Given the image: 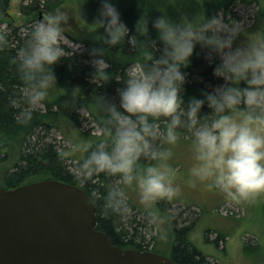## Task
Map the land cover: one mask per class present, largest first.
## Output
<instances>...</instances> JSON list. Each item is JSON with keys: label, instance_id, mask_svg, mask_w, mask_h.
<instances>
[{"label": "clouds", "instance_id": "1", "mask_svg": "<svg viewBox=\"0 0 264 264\" xmlns=\"http://www.w3.org/2000/svg\"><path fill=\"white\" fill-rule=\"evenodd\" d=\"M185 2L168 0L163 10H155L158 14L149 15L144 0H138L142 12L133 30L122 19L117 0H98L90 24L98 26L102 44L88 49L89 79L109 78L104 46L127 41L147 57L141 71L120 79L115 96L96 95L103 136L75 145L83 153L77 165L81 177L103 174L119 181L103 194L108 211L126 212V190L132 189L147 215L158 219L156 202L180 191L174 154L184 140L189 141L188 183L218 190L233 201L264 195V27L244 36L240 22L215 12L199 15ZM68 18L58 9L34 21L17 50L26 100L15 114L20 124L28 123L33 109L58 88L54 69L66 55L62 41ZM198 47L221 82L205 83L199 96L186 99L187 69Z\"/></svg>", "mask_w": 264, "mask_h": 264}, {"label": "trees", "instance_id": "2", "mask_svg": "<svg viewBox=\"0 0 264 264\" xmlns=\"http://www.w3.org/2000/svg\"><path fill=\"white\" fill-rule=\"evenodd\" d=\"M70 0H32L28 4L20 6L22 15H31L41 12L47 16L50 12L60 9ZM257 0H216L210 13L223 11L226 16H233L234 9L243 2ZM92 11L97 14L98 0H87ZM168 0H144L143 10L145 14L156 15L155 10H163ZM117 7L122 19L134 30L136 20L141 15L142 9L138 6V0H117ZM172 11V9H169ZM264 17V7L261 9ZM262 17V18H263ZM150 27V35L154 38L156 33ZM8 32L4 33L3 41H0V161L5 160L9 152L16 158V162L10 172L3 177V185L6 188H15L34 181L54 179L75 185L84 190L93 200L97 214V228L105 232L114 245L122 249H136L155 253L159 245V230L155 220L146 213L139 212L128 199V210L124 213L111 212L105 209L103 194L112 184H118L115 177L103 174H90L81 177L77 165L80 160L74 159L67 163L63 149L58 146L55 133L58 132L69 142H74L73 133L81 141L89 139L96 141L103 136L102 117L94 103L98 93L115 96L116 89L120 86V79L137 67L142 70V64L147 57L142 49L136 48L127 41L119 47L104 46L105 58L108 60L109 78L105 80H90L91 65L88 63V49L96 44H102L98 32L86 42L85 48L73 50L66 45L65 58L55 66L58 90L54 97L42 103L44 108L33 109V116L26 124H20L16 120V112L26 105L23 95V81L17 71V50L22 47L28 36V29L21 30L18 27L8 25ZM73 41L80 42L78 39ZM197 54L192 57V64L187 69L189 83L186 85V99L188 95L199 96V90L205 83L216 85L221 81L213 76L212 66L203 58L199 47ZM202 80H195V76ZM79 86V89H74ZM93 124L91 129H85L84 123ZM68 126V132L62 130V126ZM95 130L93 134L92 131ZM52 137L51 140H48ZM185 141V140H184ZM72 142V143H73ZM74 144V143H73ZM166 209L165 223L168 229L176 234L172 245L171 259L177 264H213L198 250L186 234L193 222L189 217L179 221L181 212ZM174 211V210H173ZM144 214V216L142 215ZM141 215V216H140ZM194 217V216H193ZM143 218V220H142ZM151 220V221H150ZM152 222L156 235L151 237L156 242L153 248H149V241L140 231ZM222 235L217 236L218 243ZM170 245V246H171Z\"/></svg>", "mask_w": 264, "mask_h": 264}, {"label": "rangeland", "instance_id": "3", "mask_svg": "<svg viewBox=\"0 0 264 264\" xmlns=\"http://www.w3.org/2000/svg\"><path fill=\"white\" fill-rule=\"evenodd\" d=\"M32 0H0V36L8 32V25L18 27L21 30L30 28L34 21L44 18L39 12L31 15H22L20 6L28 4ZM216 0H186L185 7L199 15L210 13L211 7ZM84 0H70L65 3L60 10L68 13V22L64 27V38L62 45L73 50H83L84 42L97 34L98 26L92 25L96 14L91 6ZM264 7V0L257 2H243L234 9V15L226 16L223 11L217 12L225 19L238 21L242 25L243 35L258 28L264 27V17L261 9ZM82 9V12H81ZM263 17V18H262ZM78 39L80 42L73 41ZM132 72H139L137 67L131 69ZM56 90H52L48 99L54 97ZM38 107L44 108L43 104ZM62 126V130L68 132V126ZM85 129H91L93 124L86 121L83 125ZM95 133V130L92 131ZM57 144L63 153L67 163L71 164L74 159L81 160L83 153L79 152L75 145L80 142L76 134L73 133L74 144L67 141L60 133L56 132ZM49 137L48 140H51ZM188 140L178 145L175 149L174 164L177 167V180L180 183V191L173 199H162L156 202L155 209L158 210L159 218L155 220L159 230V245L155 249L164 257H171L172 245L169 241L176 238V234L171 232L165 223L166 209L172 212H181L179 221L189 217V222H193L191 228L186 233L195 247L204 254L213 264H264V195L252 201H233L215 189H209L202 184H190L184 179V169L187 167L189 159ZM16 158L9 152L5 160L0 161V186L3 185V177L10 172ZM128 200L132 202L139 212L146 213L147 210L138 201L137 194L132 189H127ZM144 214L142 216H144ZM140 215V216H141ZM145 217V216H144ZM143 220V218H142ZM151 221V220H150ZM152 222L140 231L149 241V248L155 246L151 237L158 231ZM158 233V232H157ZM222 235L218 243H215L217 236ZM171 245V246H170Z\"/></svg>", "mask_w": 264, "mask_h": 264}, {"label": "water", "instance_id": "4", "mask_svg": "<svg viewBox=\"0 0 264 264\" xmlns=\"http://www.w3.org/2000/svg\"><path fill=\"white\" fill-rule=\"evenodd\" d=\"M0 264L177 263L158 253L114 245L97 228L96 207L84 190L44 179L0 186Z\"/></svg>", "mask_w": 264, "mask_h": 264}]
</instances>
